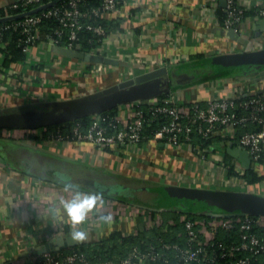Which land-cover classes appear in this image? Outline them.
<instances>
[{
	"label": "crops",
	"instance_id": "crops-1",
	"mask_svg": "<svg viewBox=\"0 0 264 264\" xmlns=\"http://www.w3.org/2000/svg\"><path fill=\"white\" fill-rule=\"evenodd\" d=\"M20 1L0 0V9ZM244 1L249 9H256V14L264 9V0ZM225 4L222 0H120L118 8L105 17L111 30L101 43L99 55L109 62L77 58L69 48L52 43L40 33L22 62L8 63L0 52V109L82 96L164 67L173 83L165 97L173 96L182 104L207 106L216 98L255 94L264 89L263 66L229 69L216 65L228 73L206 80H199V73L212 72L211 66L181 68L196 55L264 48V30L259 28L264 16L249 15L236 28L225 27L219 16ZM125 109L119 106L117 116L122 117ZM17 129L11 137H0V264H34L39 248L59 237L83 240L79 246L98 242L115 231L135 235L153 224L161 225L156 223L157 217L163 222L160 211L155 212L152 206L99 194L100 201L86 219L73 225L61 200L71 199L77 190L95 192L74 186L66 191L68 183L54 176L59 172L264 195V155L254 165L259 177L254 183L245 174L235 173L221 181L216 178L218 162L241 163L227 151L228 138L223 130L215 134L220 140L214 141L207 150L210 158L204 159L188 147L163 141L106 149L90 141H48ZM101 216L110 219L102 221ZM258 224L264 230V216L259 217ZM203 229V235L210 233L209 225ZM76 230L86 235L78 239L73 235Z\"/></svg>",
	"mask_w": 264,
	"mask_h": 264
},
{
	"label": "built area",
	"instance_id": "built-area-1",
	"mask_svg": "<svg viewBox=\"0 0 264 264\" xmlns=\"http://www.w3.org/2000/svg\"><path fill=\"white\" fill-rule=\"evenodd\" d=\"M81 1L68 0L65 6L47 9L40 15L32 12L17 18L8 19L13 22L7 25H0V48L5 47L2 39L3 30L12 28L21 34L20 41L24 44V50L29 51L40 37L39 24L43 18L57 16L61 24L55 30L58 38L47 36L48 40L58 44L60 36L67 31L68 39L64 47L83 51L78 39V31L84 28L80 17L83 14L88 18L106 17V15L118 8L120 0H101L98 7H91L87 13H83L80 9L79 4ZM46 5L47 3H44V0H22L14 3L11 7L16 9L22 6L26 9L18 14H7L6 17L23 14L37 8L41 9ZM225 6V27L236 28L247 19L248 16L243 18V13L245 9H249V6L244 0H226ZM263 16L264 9H260L256 17L261 18ZM86 28L98 36L105 35V28L101 24H87ZM103 40L100 42L102 43ZM100 46H93L89 51L84 52L100 54ZM0 52L3 53L2 51ZM142 103H146L149 107L148 110L156 118H165L164 122H161L153 132L150 140L167 142L176 147L185 146L193 152L201 154L202 158L209 159L207 150L210 149L203 148L200 144L195 143L193 135L197 133L205 140H209L216 133L223 130V134L227 136L228 141L241 145L248 150L253 162H259L261 159L264 151V89L252 95L244 96V93H242L239 97L216 98L210 101L207 106H202L199 103L182 104L175 101L173 96L166 97L163 100V104H160L158 98L125 104L126 109L122 117L116 115L109 119L107 116L98 114L95 115V119L86 131H83L80 125L74 124L70 130V135L57 134L46 140L63 142L68 140L90 141L103 148H114L119 145L137 147L146 140L145 128L154 119L148 118V113L141 105ZM106 122L112 127V132H109ZM249 124H252L254 128L243 132L239 131L240 128ZM16 130L18 129L0 128V137L2 135L11 137ZM20 130L32 135L40 134L42 136V131L46 130V127L40 129L20 128ZM211 158L212 160L215 159L214 157ZM232 164L236 167V174H245L246 169L241 163L234 162ZM229 167L230 165L223 160L220 163L218 162L216 178L220 179V181L230 179L227 174ZM156 220V223H162L160 217H157ZM181 221L184 223V244L182 245L178 242L168 243L162 240V246L165 249L174 250L175 256L184 264L206 260L207 247L214 243L218 229L231 230L237 225L239 226L241 241L231 243L228 246L221 244L222 255L233 256L239 250H248L253 256L258 253H264V239H261L253 231L254 224L258 223V219H253L248 214L240 213L239 215L232 214L227 216L224 213H215L208 221L192 220L183 215L181 216ZM199 225H201V228ZM207 225L210 226V233L203 235V228H207ZM162 256L163 254L155 249L154 245L145 250L133 246L128 254L121 259L93 262L77 251L68 253L56 251L38 255L34 264H135L137 261L154 262ZM165 259L167 260V258ZM234 263L254 264L249 257H239Z\"/></svg>",
	"mask_w": 264,
	"mask_h": 264
},
{
	"label": "water",
	"instance_id": "water-1",
	"mask_svg": "<svg viewBox=\"0 0 264 264\" xmlns=\"http://www.w3.org/2000/svg\"><path fill=\"white\" fill-rule=\"evenodd\" d=\"M222 1L226 3V0ZM37 10L39 8L12 17H4L0 21L17 18ZM259 24L260 30H264V18L259 21ZM69 52L85 61L96 63L110 61L97 53H86L74 49H70ZM203 62L229 69L243 65L264 67V48L217 54L204 58ZM171 86L173 83L170 80L168 69L159 68L82 96L50 100L36 105L0 109V128L40 129L89 115H98L125 104L168 95ZM226 147L227 151L237 157L246 169H254L255 162L252 161L247 149L230 141L226 143ZM54 176L64 183L100 195L126 198L152 205L158 204L159 201L168 205L174 200L181 199L191 202L193 208L218 207L227 209L235 207L243 214L264 216V195L251 191L167 183L154 184L145 181L108 180L87 174H69L66 172H59ZM82 242L83 240L77 242L71 238L59 237L42 245L38 255L68 249Z\"/></svg>",
	"mask_w": 264,
	"mask_h": 264
},
{
	"label": "trees",
	"instance_id": "trees-1",
	"mask_svg": "<svg viewBox=\"0 0 264 264\" xmlns=\"http://www.w3.org/2000/svg\"><path fill=\"white\" fill-rule=\"evenodd\" d=\"M44 3H47V5L38 11L35 12V14L40 15L42 12H44L47 9L53 8V7H62L65 6L68 3V0H44ZM101 3V0H82L79 4L80 9L83 13H87V11L91 7H98ZM26 8L20 7V8H12L9 7L7 9L1 8L0 9V19L7 16V14H18L25 10ZM256 16V9H245L243 13V18L247 16ZM221 22L224 24V18L226 17V11L223 9L219 13ZM81 23L84 25V28L78 31V39L81 43V50L83 51H89L91 47L99 46L101 45L102 39H104L108 32L111 30V26L108 23L107 18L105 17H92L88 18L85 14H83L80 17ZM12 20H6L0 21V25H7L12 23ZM101 24L105 28V35L98 36L94 34L91 30H88L86 28L87 24ZM60 21L57 16H51V17H44L42 22L39 24L40 33H42L44 36H46V39L49 38L47 36L58 38V35L55 33V30L60 27ZM3 42L5 43L4 48H0V51L4 53L5 59H7L8 63H17L22 62L27 58L28 51L24 50V44L21 42V34L18 31L13 30L12 28L4 29L3 35H2ZM68 39L67 31L64 32L63 35L60 36V41L57 45L65 46ZM38 42V41H37ZM206 58V56H193L188 63L185 65H181V68H192L196 69L197 67L202 68L203 66H211L213 69L212 72L204 73L200 72V78L199 80H206L210 78H214L217 76H220L221 74H226L228 72L223 71L221 67H217L215 64L212 63H204L203 59ZM191 66V67H190ZM166 99L165 96H161L158 98V101L160 104H163V100ZM196 103V102H192ZM201 104V103H199ZM143 108L148 113V118H154L151 120L150 125L146 126L144 134L146 135V140H150V138L153 135V132L158 128V126L161 124V122H164L165 118H156L155 115L151 114V112L148 110L149 107L146 105V103H142ZM203 106V104H201ZM118 113V107L108 110L106 112H103L99 115L101 116H107L109 119L116 116ZM95 115H89L83 118H79L73 121L64 122L61 124H55L50 125L46 127V130L42 131V136L40 134L38 135H32V137L43 139H48L52 137L53 135L62 134L64 136L70 135V130L74 124L80 125V128L83 131H86L90 125L92 124ZM106 126L109 128V132H112V127L108 125V122L105 123ZM252 127H254L252 124L247 125L246 127H242L239 129V131L243 132L245 130H250ZM194 141L195 143H198L203 148H212L213 143L215 140H220L217 137H213L209 140H205L203 137L200 136V134L195 133L194 135ZM107 149V148H106ZM109 149V148H108ZM264 151L261 155V159L259 161L263 160ZM229 164V162H227ZM228 175L235 174L234 168L232 165L227 170ZM246 177L250 176L249 182L254 183L256 182L259 177L254 173L253 169H247L245 171ZM121 201H128L126 198H119ZM178 200H174L168 205H165L162 203V201H159L158 204L152 205L151 203H144L141 201H133L138 204H142L144 206L149 207H155V208H164L163 211L159 210L161 213V217L163 218V222L161 225L153 224L147 229H144L142 231H139L135 235H123L120 231L113 232L109 237L101 239L98 242L94 243H88V244H82L79 246H74L69 249L61 250V252H71V251H77L83 254L88 260L97 262L100 260H108V259H121L125 257L129 250L133 246H137L142 250L148 249L151 245L155 246V249L160 251V253L163 254L162 257L157 259L156 261L152 262L154 264H184L181 260H179L175 256V251L172 249H165L162 246V240L163 242L168 243H174L178 242L180 244H184V223L181 221V216L185 215L188 218L192 220H198L201 218L205 219H211L213 217L212 213H224V214H233V215H239L240 210H238L235 207L222 209L218 207H206V208H186L187 205H185L183 202H177ZM132 202V201H130ZM157 212V210L155 211ZM153 213V212H152ZM154 214V213H153ZM152 214V215H153ZM155 215V214H154ZM260 216H252L253 219H259ZM172 219L173 223H169L168 221ZM165 228V229H163ZM253 231L259 235L261 239H263V229L259 226L258 223L254 224ZM241 241L239 226L237 225L235 228L228 230L225 228H219L218 232L216 233L214 243L210 244L207 254V259L197 262L193 261L190 264H235V260L239 257H249L251 261L254 264H260L264 261V253H258L256 255H252V253L248 250H239L236 251V254L233 256H223L222 251L220 248V245H226L228 246L231 243H238ZM167 258V260L165 259Z\"/></svg>",
	"mask_w": 264,
	"mask_h": 264
},
{
	"label": "clouds",
	"instance_id": "clouds-1",
	"mask_svg": "<svg viewBox=\"0 0 264 264\" xmlns=\"http://www.w3.org/2000/svg\"><path fill=\"white\" fill-rule=\"evenodd\" d=\"M72 185H65V190H71ZM100 201L99 194L91 192H83L77 190L71 199L61 200L63 205V211L67 214L68 219L73 225L79 224L84 221L87 217V214L90 210L93 209L94 205ZM100 219L109 220V216H101ZM74 237L83 238L86 235V232L81 230H76L73 232Z\"/></svg>",
	"mask_w": 264,
	"mask_h": 264
},
{
	"label": "rangeland",
	"instance_id": "rangeland-1",
	"mask_svg": "<svg viewBox=\"0 0 264 264\" xmlns=\"http://www.w3.org/2000/svg\"><path fill=\"white\" fill-rule=\"evenodd\" d=\"M177 202H178V203H179V202H183L185 205H187L186 208H188V209L192 208V207H191V202H188V201H185V200H181V199H179ZM154 208H155V207H154ZM156 210H161V211H163L164 208H160V209H157V208H156Z\"/></svg>",
	"mask_w": 264,
	"mask_h": 264
}]
</instances>
